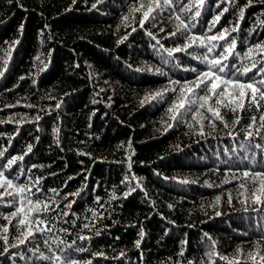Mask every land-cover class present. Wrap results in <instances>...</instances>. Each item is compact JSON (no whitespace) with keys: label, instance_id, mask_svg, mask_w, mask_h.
I'll use <instances>...</instances> for the list:
<instances>
[{"label":"trees","instance_id":"16d2710c","mask_svg":"<svg viewBox=\"0 0 264 264\" xmlns=\"http://www.w3.org/2000/svg\"><path fill=\"white\" fill-rule=\"evenodd\" d=\"M140 2L0 0V151L7 149L0 170L33 192L32 182L42 178L41 191L25 195L52 197L59 205L41 214L50 231L19 244L20 229L4 219L17 206H10L12 197L6 195L0 201V226H9V243L0 240V264H64L66 257L75 264H227L238 248L264 251V205L240 202L250 197V192L241 195L240 185L254 186L243 172L264 170V150L242 147L248 143L244 135L250 117L264 114V107L240 112L238 125L232 124V112L221 109L229 126L217 121L212 128L205 120L204 135H199L187 108L174 122L170 119L168 108L178 92L145 100L180 87L171 81H194L207 70L204 55L212 59L221 51L207 53L194 45L169 57L167 49L185 43L180 33L169 35L176 31V15L189 23L191 34L227 28V38L214 43L236 47L221 75L252 77L255 69L248 76L233 74L251 63L244 57L249 48L264 45V0L247 7L248 0H205L199 17L193 16L195 8L181 11L193 0H172V7L154 12L156 19L142 28V13L132 11ZM223 8L228 11L208 32ZM254 142L264 145L259 137ZM24 153L23 161L7 168L9 158ZM49 189L59 190V196ZM69 193L78 195L65 200ZM68 201H74L70 209L64 207ZM213 241L219 256L209 259ZM239 260L253 264L246 255Z\"/></svg>","mask_w":264,"mask_h":264},{"label":"snow or ice","instance_id":"6c2138e0","mask_svg":"<svg viewBox=\"0 0 264 264\" xmlns=\"http://www.w3.org/2000/svg\"><path fill=\"white\" fill-rule=\"evenodd\" d=\"M99 2V0H97ZM205 0H193L191 4H182L181 11L192 12L193 8L196 11L193 13L194 17L200 16V8L204 4ZM228 2H233V0H228ZM75 3V0H73ZM252 0H248V5L251 6ZM219 7V5H217ZM92 7H96V4H93ZM172 7V0H147V3H144L143 0L139 3L138 7L132 9L134 12H141L142 17L139 20V26L142 28L144 24L149 19L155 20L156 17L153 15L157 10H163L164 8ZM227 8H223L222 11L217 14L211 26L207 29L208 32H212L215 24L220 20L221 16L224 12H227ZM244 17V8L240 9V19ZM127 21L129 18L125 16L123 18ZM177 23L176 31L170 33L171 36H176L180 33L185 40V43L182 47H175L172 49H167V55L169 57L173 56L174 53L178 52H186L189 48L196 45L202 48L207 49V53H212L214 48L220 47L221 51L219 55L215 58L209 59L207 55H204L203 62L207 66V70L198 74L196 79L192 82L185 81L183 84L179 81H171L174 85H180L177 89L176 87L166 89L164 92H156L151 94L150 96H146L145 100L155 99L157 97H163L165 92L171 91L173 93H179L174 99L171 106L168 108V112L172 114L170 119L174 122L177 119V116L182 114L181 110H185L187 108L188 111H191V121H194L196 125L199 126V135H204V121L207 120L208 126L215 128L216 122L219 121L225 127L229 126L228 121L225 120L224 115L221 112V109H227L229 112H232L235 116V119L232 121L233 125L240 124L241 117L239 115L240 112L247 111L251 108H255L256 110H260L264 105L260 104V101H264V59L259 61L253 59L254 55H260L264 58V45L258 44L255 49L249 48L248 51L244 54L245 59L251 61L249 65H243L239 68H236V72L233 75L239 76H248L249 73H253V76L247 80L234 79L232 76L221 75L225 73V68L228 67L224 61L228 60L229 56L233 54V50L236 45L234 42H230L227 46L218 45V41L225 40L227 38V34L229 30L227 28H223L219 33H214L212 35H195L190 33V25L186 22L181 15L175 16ZM236 29L233 28L232 31ZM132 31H136V28H133ZM163 31V29H161ZM155 39V36L152 33H148ZM127 37H123L120 42H123V39ZM159 44V41H157ZM11 47V46H10ZM5 65L7 64V60L4 61ZM235 67V65H233ZM187 70V69H186ZM195 71V69H193ZM3 75V71H0V76ZM261 76V79L256 80L255 76ZM23 79V77H21ZM199 92V94H197ZM193 96H196L195 99H192ZM245 100H247V107L245 106ZM142 101L141 103H143ZM193 105H195V109L193 110ZM28 107H33V105H28ZM59 107V105H57ZM40 119L39 116L36 117L38 121ZM168 127H172V124H168ZM187 127L189 129H193V123H188ZM167 130V129H166ZM262 132H264V114H261L258 118L256 116L250 117V122L246 126L244 140L248 143L246 145L242 144V147L246 151H250L253 148L264 150V145L259 143H255V138L259 137L260 139H264L262 136ZM231 135V133H230ZM130 147V144H129ZM5 149L4 151H6ZM4 151H0V157L4 156ZM32 151V146L28 145V152ZM84 155L85 153H80ZM20 155L18 157H11L7 160V168H11L17 161H23L24 156ZM130 159V157H129ZM34 167V166H33ZM130 167V165H129ZM3 166H0L2 169ZM21 175H25L26 173L21 170ZM243 177L248 178L252 181L253 187L249 189L245 184H241L240 188L244 189V192L241 195H245V193L250 192V197L245 196V199L240 201L241 203L247 204L248 200H251L252 204L255 205H264V170L260 171H244ZM40 177L36 178L35 181L32 182L33 186L36 187V192H33L32 187L29 185H20L14 184L13 178L10 176H6L3 170H0V201H3L4 197L10 196L12 197L11 201H7L10 206L13 204L17 205L15 210L12 211L8 216L4 217L8 221V225H12V227L20 229V235L17 237L19 244H24L30 238H34L37 234H43L46 231H50L48 228L47 222L44 218H42L41 214L49 213L50 211H55L56 208H59V205L56 204L54 198L50 197L48 200H42L39 196L35 200H33L30 196L25 195L26 193H32L33 196H36L41 189L38 187L41 182ZM69 179H72L71 177ZM182 183H188L187 180L181 181ZM227 182V181H226ZM65 186H67V182H65ZM12 191H9V190ZM134 189H130L124 195L125 197L131 193ZM54 196H59L60 192L57 189H49ZM69 195H78V193H69L65 194L64 199L67 200ZM19 197V199H17ZM112 199H116V196L113 195ZM229 202H231V196L229 195ZM217 203L220 201V197H216ZM74 201H68L67 204L64 205L66 208H71ZM97 203H100L99 198H97ZM55 204L56 208H53L52 205ZM25 207H27V211H25ZM103 207V205H101ZM172 205H169L171 208ZM247 210V208L245 209ZM35 213V214H33ZM220 213H217L219 215ZM63 215L67 216L68 213L65 212ZM93 217H97L98 213L93 211ZM13 218H16L17 223L12 224ZM3 225L0 226V240L4 242L5 245L9 243L8 233L9 226ZM85 228H88L89 225L85 224ZM64 231H67L66 229ZM143 231L140 232L141 239L143 238ZM207 236V234H205ZM211 240V237H207ZM79 239L84 240L87 237L81 236ZM140 241H136V246L139 247ZM17 244H12L11 247H17ZM7 250V249H5ZM38 250V249H37ZM97 255H103V253H98ZM180 255H183V251H181ZM209 259L212 256H219L218 253L215 252V241L212 242L211 250L207 253ZM246 255L249 260L253 262V264H264V251L257 250L255 252H247L245 253L243 249H237V256L228 259L227 264H240L239 256ZM43 259H48V257H41ZM107 258V257H105ZM118 258V257H115ZM221 259H227L225 257H220ZM55 259L59 261L61 257L56 256ZM64 264H75L70 258H65ZM90 264V262H89ZM190 264V262H189ZM214 264V262H213Z\"/></svg>","mask_w":264,"mask_h":264}]
</instances>
